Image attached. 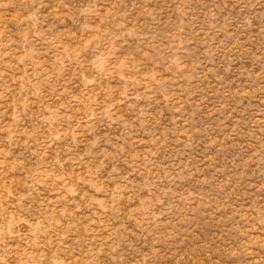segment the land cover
Returning a JSON list of instances; mask_svg holds the SVG:
<instances>
[{
	"label": "rangeland",
	"instance_id": "374dc122",
	"mask_svg": "<svg viewBox=\"0 0 264 264\" xmlns=\"http://www.w3.org/2000/svg\"><path fill=\"white\" fill-rule=\"evenodd\" d=\"M0 264H264V0H0Z\"/></svg>",
	"mask_w": 264,
	"mask_h": 264
}]
</instances>
